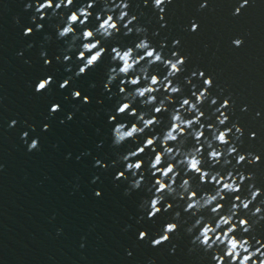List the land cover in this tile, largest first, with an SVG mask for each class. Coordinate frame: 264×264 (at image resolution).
<instances>
[{
	"label": "water",
	"instance_id": "water-1",
	"mask_svg": "<svg viewBox=\"0 0 264 264\" xmlns=\"http://www.w3.org/2000/svg\"><path fill=\"white\" fill-rule=\"evenodd\" d=\"M30 2L36 0H0V264H148L151 259L157 264H211L202 254L190 253L192 245L183 228L180 239L174 237L160 248L151 246L171 213L137 222L142 215L139 204L148 193L126 195L129 181L115 180L124 165L112 167L111 162L129 145L112 147L108 113L116 98L110 99L103 88L108 57L61 90L60 84L74 77L77 65L74 61V71L68 72L69 65L57 61L66 47L56 39L57 21L37 18L44 27L36 31L34 11L24 10ZM86 2L77 0L76 6ZM144 3L132 0V11L144 13L139 23L149 29L152 43L158 48L166 44V56L179 52L188 57L183 76L202 70L212 77L215 87L210 92L219 104L230 98L231 123L245 129L240 151L261 155V163L246 171L254 172L264 187V0H248L240 15L234 12L243 0H173L164 21ZM202 3L208 7L200 10ZM100 10L98 6L93 11ZM193 23L199 25L196 32L191 31ZM27 28L34 30L32 35H24ZM155 32L159 35H152ZM46 35L52 37L50 43ZM235 39H242L243 45L235 47ZM137 40L130 36L120 43ZM174 41L180 42L178 47H173ZM46 60L52 61L50 66ZM49 77L54 80L49 90L37 93L38 81ZM194 83L203 87L202 81ZM73 90L91 102L72 99ZM186 93L191 94L187 87ZM56 104L61 111L52 115L50 108ZM245 106L248 111L242 110ZM204 107L211 115L212 108ZM69 114L74 117L70 121ZM12 121L17 122L15 127ZM45 125L48 131L43 130ZM25 132L28 136L22 139ZM252 133L257 139H250ZM34 138L40 148L29 152ZM103 164L109 165L107 170ZM97 191L102 195L97 197ZM141 231L149 240L138 239Z\"/></svg>",
	"mask_w": 264,
	"mask_h": 264
},
{
	"label": "clouds",
	"instance_id": "clouds-1",
	"mask_svg": "<svg viewBox=\"0 0 264 264\" xmlns=\"http://www.w3.org/2000/svg\"><path fill=\"white\" fill-rule=\"evenodd\" d=\"M172 3L173 0H145L144 7H151L164 21ZM76 4L77 0H36L35 4L27 3L24 10L34 11L31 20L37 24L36 31L44 27L37 18L57 21L56 39L64 41L66 47L56 59L69 65L68 72L74 71V61L77 65L74 77L60 84L61 90L69 88L73 78L86 76L104 64L108 57L103 88L110 99L116 98L114 109L108 113V122L113 125L112 147L129 145L127 152L117 154L111 162L112 167L124 165L115 180L129 181L126 195L140 190L148 193L139 204L142 215L137 222L145 216L155 220L171 213L151 240V246L160 248L171 244L174 237L180 239L183 228L192 245L190 253L202 254L201 258L210 259L211 264H264V187L259 186L254 172L246 171L261 163V155L240 151L245 129L231 123L230 98L219 104L210 92L215 87L214 79L202 70L183 76L188 57L179 52L166 56V44L158 48L152 43L149 29L139 23L144 13H133L132 0H87L79 7ZM247 5L248 0H243L234 15H240ZM98 6L101 10L93 11ZM207 7L202 3L200 10ZM15 22L20 23L19 17ZM161 27H167L166 23ZM198 28L193 23L191 31ZM33 32L27 28L24 35ZM130 36L138 40L133 44L120 43ZM45 40L50 43L52 37L46 35ZM179 43L174 41L173 47ZM243 43L242 39L233 41L237 48ZM41 55L45 57L46 53ZM51 63L46 60V66ZM194 80L202 81L203 87ZM53 83L50 77L41 79L35 91L46 92ZM71 98L83 104L91 102L79 90H73ZM206 104L212 108L211 115L205 110ZM242 110L248 111L246 106ZM59 111L58 104L50 108L52 115ZM73 118V114L67 116L69 121ZM16 123L12 121L11 127ZM43 130L48 131L49 126ZM27 136L28 132L23 133L22 139ZM250 139H257L256 134H250ZM39 148L38 138L28 144L29 152ZM96 166H101V162L97 161ZM102 166L105 170L109 167ZM95 195L102 193L97 191ZM138 239L147 241L149 235L141 231ZM131 255L129 251L128 256ZM148 264L157 262L151 259Z\"/></svg>",
	"mask_w": 264,
	"mask_h": 264
}]
</instances>
